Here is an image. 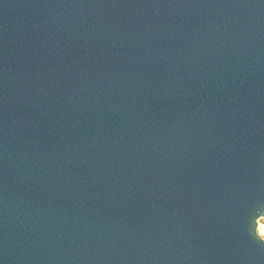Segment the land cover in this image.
<instances>
[{"label": "water", "instance_id": "obj_1", "mask_svg": "<svg viewBox=\"0 0 264 264\" xmlns=\"http://www.w3.org/2000/svg\"><path fill=\"white\" fill-rule=\"evenodd\" d=\"M264 0H0V264H264Z\"/></svg>", "mask_w": 264, "mask_h": 264}, {"label": "rangeland", "instance_id": "obj_2", "mask_svg": "<svg viewBox=\"0 0 264 264\" xmlns=\"http://www.w3.org/2000/svg\"><path fill=\"white\" fill-rule=\"evenodd\" d=\"M264 226V218H262L261 220H260V224H259V228L260 227H263ZM262 235H263V237H264V234L263 233H261Z\"/></svg>", "mask_w": 264, "mask_h": 264}, {"label": "bare ground", "instance_id": "obj_3", "mask_svg": "<svg viewBox=\"0 0 264 264\" xmlns=\"http://www.w3.org/2000/svg\"><path fill=\"white\" fill-rule=\"evenodd\" d=\"M260 232L264 234V226L263 227H260Z\"/></svg>", "mask_w": 264, "mask_h": 264}]
</instances>
